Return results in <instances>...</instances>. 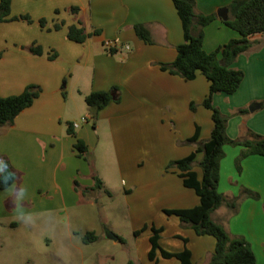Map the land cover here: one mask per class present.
Masks as SVG:
<instances>
[{"label":"crops","instance_id":"0c3cea01","mask_svg":"<svg viewBox=\"0 0 264 264\" xmlns=\"http://www.w3.org/2000/svg\"><path fill=\"white\" fill-rule=\"evenodd\" d=\"M232 1L196 0V7L198 12L212 13ZM73 5L79 6L78 13L70 9ZM20 14L30 15L32 22H0V95L21 93L31 83L39 84L42 92L13 124L0 126V174L3 156L17 173L13 184L0 189V225L16 227L18 215L75 205L98 175L107 191L112 194L116 187L123 194L135 230L151 222L163 227L161 247L178 252L187 246L192 264H208L216 238L198 235L193 228L181 226L179 216L165 211L200 203L195 189L186 186L178 172L166 168L171 160L196 148L179 144V140L192 136L197 125L200 138L206 139L214 126L212 110L202 104L210 92V80L201 72L188 80L159 64L173 61L177 45L185 41L173 0H12L10 16ZM42 18L46 19L44 26ZM79 21L88 32H100L84 42L71 40L68 28ZM136 23L148 25L152 43L137 35ZM56 24L61 27L56 29ZM238 36V31L218 17L205 26L204 47L212 51ZM252 38L255 45L233 64L245 72L240 87L231 94L214 95V104L230 115L227 133L232 138L252 137V132L264 134V106L257 105L264 100V33ZM106 41L116 42V53L107 51ZM32 44L41 45L43 53L30 51ZM122 44L131 48H122ZM113 86H118L114 99L94 120L83 100L92 91ZM118 97L119 101L115 100ZM192 102L197 104L195 110ZM241 107H250V113H235ZM83 117L87 120L73 127L76 134L69 133L68 122ZM102 130L109 149L101 154H113L114 160L104 166L105 171L96 153ZM77 139L87 144L92 164L79 155ZM224 149L219 190L232 198L245 186L258 192L259 198L244 197L234 213L222 205L212 216L232 235L245 236L255 251L256 264H264V156H246L239 169L236 159L243 146L226 144ZM202 156L198 152L196 159ZM195 170L201 179L202 168L196 165ZM114 174L118 177L116 186L109 183ZM75 180L83 186L81 190L75 188ZM44 196L53 200L47 202ZM142 234L134 235L135 253L128 257V264H181L176 257L164 258L160 249L158 260L150 259L152 233L148 239ZM119 236L116 242L125 243Z\"/></svg>","mask_w":264,"mask_h":264},{"label":"trees","instance_id":"16d2710c","mask_svg":"<svg viewBox=\"0 0 264 264\" xmlns=\"http://www.w3.org/2000/svg\"><path fill=\"white\" fill-rule=\"evenodd\" d=\"M12 0H0V22L11 20H27L32 22L28 14L10 16ZM179 16L182 20L185 41L177 45V56L171 62H160L163 70H168L172 74L179 75L185 79L196 78L198 72L203 73L210 80V92L203 100V105L212 110L214 126L211 135L206 139L200 138V126L197 125L195 133L184 139L179 140V144H192L196 148L189 155L171 160L167 165V170H175L183 178L186 186L194 188L200 197V203L189 208L165 209L167 214L179 216L181 226L191 227L198 235H212L216 238L215 250L212 253L208 264H256L257 257L249 240L243 235H232L212 214L222 205H226L232 213L239 208L240 202L244 197L259 198V193L242 187L238 196L227 198L219 190L221 160L225 156V145H241L243 149L236 159V165L241 169V161L250 154H260L264 156V134L252 132V137L232 138L227 133V126L230 115L224 113L219 106L214 104V95L218 92L228 94L234 93L240 87L245 72L243 69L235 67L233 64L237 57L249 51L257 42L252 38L257 33H264V0H233L229 5L230 17L224 20L229 27L238 31L239 36L229 39L219 45L215 50L207 51L204 47L205 26L219 17L218 12L202 13L197 11L196 0H173ZM70 9L78 13L79 6L73 5ZM44 26L46 19L40 20ZM60 24L55 28L59 29ZM137 35L148 43L153 39L151 31L146 23H136L134 25ZM99 29L88 32L79 21L68 28V37L77 42H84L89 36L99 33ZM262 44V42H259ZM125 48V44H122ZM29 50L35 54H42L41 45L32 44ZM109 53H116L115 46H107ZM54 57V55H52ZM118 86H113L107 90H95L86 95L85 101L89 107V113L95 120L98 112L107 106L113 99V91ZM42 92L39 84H28L25 89L18 94L9 96L0 95V126L13 124L16 116L25 108L31 106L35 99ZM119 97L115 100L119 101ZM256 104V103H254ZM259 107L264 106V100L257 102ZM191 108L195 110L197 104L192 102ZM237 114L250 113V107H241L235 110ZM74 123L68 122V132L75 135ZM76 148L79 155L89 158L87 144L82 139H77ZM198 152L203 156L198 161ZM4 170L0 174V189L7 188L17 179L10 160L3 156ZM202 168V178H198L195 166ZM94 189H104V182L98 175L93 176ZM75 188L81 190L78 180L74 181ZM107 191V189H105ZM109 192V191H107ZM148 227L145 224L142 228L134 231L138 236ZM150 236L151 249L149 257L158 260L157 250L160 249L164 258L176 257L181 260V264H192L191 250L186 246L184 250L173 252L164 249L159 243L163 227L152 225ZM80 233V232H78ZM120 240H124L119 236ZM99 235L94 230H89L82 234L85 243L95 242ZM187 243L188 239L183 237Z\"/></svg>","mask_w":264,"mask_h":264},{"label":"rangeland","instance_id":"374dc122","mask_svg":"<svg viewBox=\"0 0 264 264\" xmlns=\"http://www.w3.org/2000/svg\"><path fill=\"white\" fill-rule=\"evenodd\" d=\"M83 105L88 106L84 100ZM83 121L81 118L78 123ZM94 123L92 121L91 125ZM105 130L109 136L107 126ZM101 136L96 153L99 166L101 164L105 171L104 166L108 167L107 163L111 165L114 160L113 154L110 157L101 154L109 149L103 130ZM92 162V158H88V163ZM109 180L113 186L118 183L115 174L114 179ZM105 189L107 187L101 190L89 187L73 206L29 211L16 216V227L0 225V264H128V257L135 253V227L123 194L116 187L112 194ZM43 200L53 199L44 196ZM152 225L151 222L141 232L142 238L148 239ZM93 229L99 240L84 244L82 234ZM114 235L122 236L126 242H116Z\"/></svg>","mask_w":264,"mask_h":264},{"label":"water","instance_id":"95a60500","mask_svg":"<svg viewBox=\"0 0 264 264\" xmlns=\"http://www.w3.org/2000/svg\"><path fill=\"white\" fill-rule=\"evenodd\" d=\"M218 15L221 19L223 20H227L229 19L230 17V10H229V7H222L218 10ZM251 109H253V106L251 107ZM114 237L117 239L118 236H115Z\"/></svg>","mask_w":264,"mask_h":264},{"label":"built area","instance_id":"2783aa9c","mask_svg":"<svg viewBox=\"0 0 264 264\" xmlns=\"http://www.w3.org/2000/svg\"><path fill=\"white\" fill-rule=\"evenodd\" d=\"M105 44H106L108 47H110V46H116V42H114V41H106ZM125 48H126V49H130V48H131L130 44H125ZM83 120L86 121V120H87V117H83ZM78 125H79L78 122H75V123H74V126L77 127Z\"/></svg>","mask_w":264,"mask_h":264}]
</instances>
